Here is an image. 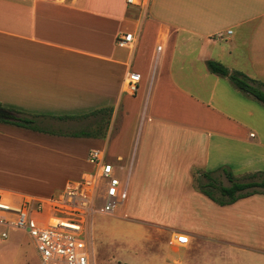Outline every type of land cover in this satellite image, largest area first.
Instances as JSON below:
<instances>
[{
    "label": "crops",
    "instance_id": "1",
    "mask_svg": "<svg viewBox=\"0 0 264 264\" xmlns=\"http://www.w3.org/2000/svg\"><path fill=\"white\" fill-rule=\"evenodd\" d=\"M120 32L136 35L132 49L116 46ZM207 61L264 83V0H149L145 14L125 0H0V108L38 115L41 130L0 124V165L62 175L63 186L82 174L67 173L90 142L127 165L122 216L165 239L166 264H186L198 243L245 246L237 235L264 234V194L219 206L193 172H264V110ZM129 71L140 75L133 95L123 91ZM103 108L102 132L40 124ZM15 185L0 182V193L25 194Z\"/></svg>",
    "mask_w": 264,
    "mask_h": 264
},
{
    "label": "built area",
    "instance_id": "2",
    "mask_svg": "<svg viewBox=\"0 0 264 264\" xmlns=\"http://www.w3.org/2000/svg\"><path fill=\"white\" fill-rule=\"evenodd\" d=\"M128 7L145 14L149 0H125ZM136 35L120 32L115 37L119 48L132 49ZM161 46L155 47V53ZM140 75L129 71L123 91L135 94ZM252 137V134L250 135ZM89 170L77 179L68 180L55 196L0 193V239L7 230L25 233L36 252L38 264H94L90 229L96 216L110 217L116 207L127 199V182L115 175L113 164L102 149L88 151ZM183 238V239H182ZM179 245L187 244L185 235H178Z\"/></svg>",
    "mask_w": 264,
    "mask_h": 264
},
{
    "label": "rangeland",
    "instance_id": "3",
    "mask_svg": "<svg viewBox=\"0 0 264 264\" xmlns=\"http://www.w3.org/2000/svg\"><path fill=\"white\" fill-rule=\"evenodd\" d=\"M262 108L264 110L263 106ZM2 123L5 122L0 121V124ZM109 123L110 120L106 122V116H102L101 118H89L66 123L47 120L40 124L45 127L47 125L54 131L58 130L65 133L75 130L96 133L104 131L106 127L108 128ZM117 124L118 121H115L110 134L114 133ZM95 147L100 146L90 142L83 143L78 150V160L72 163V167L69 166L67 174L75 175L89 170V165L85 163L83 157L89 149ZM107 161L115 164L114 158L109 153H107ZM127 173V165L123 170L115 168V175L119 179H123ZM262 173L264 174V172ZM193 176L194 179L197 178L196 175ZM214 176L219 184L228 185L222 175L215 174ZM63 178L62 175L50 178L36 169L21 168L20 166H9L6 169L4 164L0 165V182L7 181L16 184V188L24 191L25 194L23 195L55 196L62 188ZM47 179L53 181L50 183L42 182ZM122 213L118 205L114 217L96 216L94 218L89 230L92 238L94 264H166L164 256L169 252L168 248L165 247V239L156 241L154 230L151 228L143 229L132 220L130 214L124 217ZM2 230L0 227V232ZM236 239L245 246H212L206 243H198L193 251L188 254L186 264H264V248H260L264 243V234L254 233L252 241L249 240V237L244 236L242 238V235H237ZM247 245H254L258 248H248ZM0 264H38L36 252L25 233L7 230L5 240L0 239Z\"/></svg>",
    "mask_w": 264,
    "mask_h": 264
},
{
    "label": "trees",
    "instance_id": "4",
    "mask_svg": "<svg viewBox=\"0 0 264 264\" xmlns=\"http://www.w3.org/2000/svg\"><path fill=\"white\" fill-rule=\"evenodd\" d=\"M207 69L210 73L227 78L230 85L242 93L252 98L264 107V83L254 80L239 71H230L223 65L214 62H206ZM10 115L8 120H0L10 123L17 127L27 128L34 131H41L38 128V115L26 114L14 110H6ZM109 110L97 109L88 114L80 116H61L59 120L65 119H86L88 117H97L102 114L109 115ZM75 137H90L88 133L75 134ZM197 178L194 179L195 188L212 202L219 206L230 205L239 199L249 197L254 194H264V174L255 172L245 174L237 178L227 167H220L212 171H195ZM215 174L222 175L228 185L219 184L215 179Z\"/></svg>",
    "mask_w": 264,
    "mask_h": 264
},
{
    "label": "water",
    "instance_id": "5",
    "mask_svg": "<svg viewBox=\"0 0 264 264\" xmlns=\"http://www.w3.org/2000/svg\"><path fill=\"white\" fill-rule=\"evenodd\" d=\"M9 115L10 114L6 110L0 108V120H8Z\"/></svg>",
    "mask_w": 264,
    "mask_h": 264
},
{
    "label": "snow or ice",
    "instance_id": "6",
    "mask_svg": "<svg viewBox=\"0 0 264 264\" xmlns=\"http://www.w3.org/2000/svg\"><path fill=\"white\" fill-rule=\"evenodd\" d=\"M183 239V238H182Z\"/></svg>",
    "mask_w": 264,
    "mask_h": 264
}]
</instances>
